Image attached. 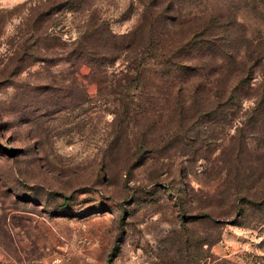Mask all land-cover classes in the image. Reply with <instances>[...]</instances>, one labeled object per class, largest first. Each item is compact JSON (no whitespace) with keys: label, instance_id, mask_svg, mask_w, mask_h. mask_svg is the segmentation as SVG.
I'll return each mask as SVG.
<instances>
[{"label":"rangeland","instance_id":"rangeland-1","mask_svg":"<svg viewBox=\"0 0 264 264\" xmlns=\"http://www.w3.org/2000/svg\"><path fill=\"white\" fill-rule=\"evenodd\" d=\"M0 264H264V0H0Z\"/></svg>","mask_w":264,"mask_h":264}]
</instances>
